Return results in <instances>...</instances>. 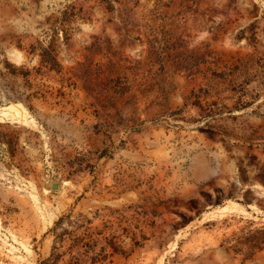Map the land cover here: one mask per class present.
I'll list each match as a JSON object with an SVG mask.
<instances>
[{"label": "rangeland", "instance_id": "374dc122", "mask_svg": "<svg viewBox=\"0 0 264 264\" xmlns=\"http://www.w3.org/2000/svg\"><path fill=\"white\" fill-rule=\"evenodd\" d=\"M58 253L264 264V0H0V264Z\"/></svg>", "mask_w": 264, "mask_h": 264}, {"label": "trees", "instance_id": "16d2710c", "mask_svg": "<svg viewBox=\"0 0 264 264\" xmlns=\"http://www.w3.org/2000/svg\"><path fill=\"white\" fill-rule=\"evenodd\" d=\"M63 220H64V217H61L57 222H56V227L55 228H53V230H56V228L60 225V224H62L63 223ZM67 234V231H65V232H62V233H60L58 236H57V244L55 243V245L53 246V252L54 251H56L57 249H59V246L58 245H60L61 243H62V241L64 240V238H65V235ZM78 238H75V240H74V246H76L77 244H78ZM62 260V254H60V253H58L56 256H55V258H54V263L55 264H58L60 261Z\"/></svg>", "mask_w": 264, "mask_h": 264}, {"label": "water", "instance_id": "95a60500", "mask_svg": "<svg viewBox=\"0 0 264 264\" xmlns=\"http://www.w3.org/2000/svg\"><path fill=\"white\" fill-rule=\"evenodd\" d=\"M53 188H54V189L58 188V184H54V185H53Z\"/></svg>", "mask_w": 264, "mask_h": 264}]
</instances>
